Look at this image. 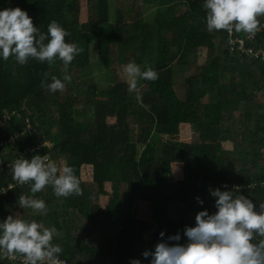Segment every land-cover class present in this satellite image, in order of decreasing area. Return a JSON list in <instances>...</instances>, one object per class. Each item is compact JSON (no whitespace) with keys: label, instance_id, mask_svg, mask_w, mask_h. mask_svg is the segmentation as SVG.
<instances>
[{"label":"trees","instance_id":"obj_1","mask_svg":"<svg viewBox=\"0 0 264 264\" xmlns=\"http://www.w3.org/2000/svg\"><path fill=\"white\" fill-rule=\"evenodd\" d=\"M136 2L0 0V10L21 8L44 34L56 20L70 33L65 41L81 49L67 68L72 79L64 93L41 87L44 73L47 83L53 76L63 79L65 68L59 59L49 65L30 58L21 65L15 57H0V121L10 116L0 125V143L20 135L0 148V190H6L0 194V222L15 214L54 226L62 235L53 243L62 248L60 257L69 264H130L133 259L149 264L144 251H154L158 242L177 243L168 240L177 233L179 243L185 244L184 229L195 226L196 214L216 212L209 189L233 190L257 206L264 203V63L233 54L227 31L207 30L205 0H141L142 6L155 8L153 19L142 15ZM131 12L135 17L128 21ZM258 19L264 23V15ZM233 33L235 38L247 35ZM200 34H205L201 46L208 51L204 65L195 63L192 55ZM253 44L264 50V30ZM93 45L98 65L110 71L111 82L103 90L95 81L80 83L82 72L92 67ZM172 47L178 49V61L169 58ZM116 58L121 66L134 61L142 71L147 64L158 79H141L137 92L130 90L118 69L112 82ZM178 79L184 82V99L177 93ZM82 88L85 95L80 99L76 92ZM224 121L226 129L221 127ZM28 125L33 128L30 134ZM182 125L191 129L192 142L181 139ZM225 142L233 144L232 150L225 149ZM24 153L27 159L49 156L59 166L57 158L70 154L68 167L82 194L57 197L49 185L34 197L45 201L46 215L21 208L18 197L32 195L31 182L19 184L6 165ZM175 165L182 170L178 179ZM83 166L93 168L91 183L82 179ZM140 203L147 205V220L137 217ZM173 204L179 206L177 219L170 217ZM0 264L14 263L0 251Z\"/></svg>","mask_w":264,"mask_h":264},{"label":"clouds","instance_id":"obj_2","mask_svg":"<svg viewBox=\"0 0 264 264\" xmlns=\"http://www.w3.org/2000/svg\"><path fill=\"white\" fill-rule=\"evenodd\" d=\"M206 27L209 32L227 31L254 34L260 30L259 16L264 15V0H205ZM70 35L56 20L47 26V34L35 27L28 13L19 7L0 10V57L5 61L15 57L24 65L30 58L41 63L63 62V79L51 78L48 73L41 87L55 93L64 91L71 83L67 68L81 51L75 43H68ZM47 41V43H45ZM123 76L129 81L130 90L138 92V80L155 81L158 73L149 65L144 70L134 61L123 66ZM137 100L142 104V97ZM143 106V105H142ZM13 179L24 185L31 182L32 195L21 194L18 204L46 215L48 207L35 194L52 186L57 197L81 195L80 182L71 167H60L46 155H34L31 159L20 157L10 164ZM215 199L216 212L200 211L195 216V226L184 229L187 237L180 244L177 233L169 236L168 242H158L154 251H144L142 256L149 264H264V203L257 205L245 195H234L233 190L209 189ZM203 205V200L196 197ZM62 234L53 226L45 227L35 220L26 221L19 216L9 215L0 222V251L15 258L24 257L25 264H64L60 259L62 248L53 243V238ZM164 232L160 233L161 239ZM130 264H141L133 259Z\"/></svg>","mask_w":264,"mask_h":264},{"label":"rangeland","instance_id":"obj_3","mask_svg":"<svg viewBox=\"0 0 264 264\" xmlns=\"http://www.w3.org/2000/svg\"><path fill=\"white\" fill-rule=\"evenodd\" d=\"M140 3H141V0H137L135 5L136 6L141 5ZM114 5H115L114 1L110 2V11L111 12L113 11ZM141 7H142L141 8L142 15H144L145 17L153 19L152 16H153L155 8H150L148 6H142V5H141ZM85 11H86V4H85L84 1H82V13H83V15L85 14ZM111 15H112L111 17H112V21H113L114 20V15H113V13ZM129 15L130 16L128 17V21H131L132 18L135 17V14H134V12H131ZM233 32H234V30H233ZM233 35H234V33H233ZM204 40H205V34H200V35H197V37L195 38V41H194V46L193 47L196 49V51L192 52V55L196 57L195 63H197L198 65H204L205 63H207V57H208L207 48L201 46V43ZM216 44L219 46V42L218 41H216ZM229 45H230V43H229ZM117 53H118V47H115L114 55H117ZM169 58L173 59L174 61H178L179 53H178V49L177 48H173L172 47V48L169 49ZM98 62H99V60H98L97 45H93L92 49H91V56H90V63L92 65V67H91V69L85 70V71L82 72V74L80 76V79H81L80 83H82L83 86H86L87 84H90V82L95 81L98 84L99 89L103 90L104 88H106V86L109 84V82H111L110 81V77L111 76H110V71L107 68H103L102 66H99ZM113 66H114L115 70H111V72H113V71H115V72L113 73L112 82H115L118 69H120L122 80H124L125 82L129 83V81L123 76V65L121 66L120 64H117V58L115 60V63H113ZM141 83H142V80L141 79L138 80L137 86H140ZM176 89H177L178 96L181 99H184L185 90H184V82H183L182 79H178L177 80ZM249 89H251L250 86H249ZM64 92L65 91H63V93ZM84 92L85 91L82 88V89L78 90L76 92V94L81 99L85 95ZM259 99L262 100L261 98H259ZM79 107L81 108V106H79ZM237 115H239V113ZM80 120L83 121L82 119H80ZM109 122L110 123H114L115 119L114 118H110ZM82 125L85 126L86 123H82ZM227 126H228V124L226 123V121L221 123V127L223 129H226ZM181 129H182L181 139L182 138L188 139V141L192 142L193 139H192V141L190 140L191 137H192L191 129L188 126H185V125H182ZM26 132H28L30 134L31 132H33V128H30V129L27 128ZM22 137H23V142L26 141L27 138H24V136H22ZM224 147H225L226 150H232L233 144L230 143V142H225L224 143ZM7 153H9V152L8 151L4 152L5 155ZM47 157L50 159L49 156H47ZM57 159L60 162V167L62 168L64 166H68V162L72 160V157H71L70 154L67 153V154L60 155ZM0 162L2 163L1 160H0ZM174 170H175L176 178L177 179L180 178L181 175H182L181 168H179V166L175 165ZM81 175H82V179H83L84 182H86V183L90 182L91 183L92 180H93V168L91 166H83L82 169H81ZM178 210H179V206L174 205V204L170 206V217L172 219H177L178 218ZM137 212H138L137 217L139 219L147 220L148 214H147V205L146 204L140 203L137 206ZM13 216H16V215L14 214Z\"/></svg>","mask_w":264,"mask_h":264},{"label":"built area","instance_id":"obj_4","mask_svg":"<svg viewBox=\"0 0 264 264\" xmlns=\"http://www.w3.org/2000/svg\"><path fill=\"white\" fill-rule=\"evenodd\" d=\"M263 30H264V23H262L260 25V30L258 32L254 33V34H249L248 33L245 38H235L234 35H233V32H231V33L228 32V35L230 37V41H229V43H230V45H229L230 51L233 54L236 53V52H239L242 55H244L245 57H248L250 59H255V60H258V61H261V62L264 63V50L256 48L254 46V44H253V42H254V40L256 38V35L258 33L262 32ZM8 118H10V116L8 114H6L4 116V118L0 121V125L3 126L5 124V122H7ZM28 128L30 129L32 127L30 125H28ZM18 137H19V134L15 135V136H12L8 140L3 141L2 143H0V148L2 146H7L9 144L14 143L18 139ZM43 145H46V143H44ZM40 147H41V145L35 147L32 150V152H35L36 150H39ZM25 154L26 153L19 155L16 159H18L20 157H24ZM12 163H10V164H12ZM10 164L6 165V167L9 168V169H10ZM2 165H3V162L2 163L0 162V170H2V168H3ZM3 192H6V190L4 188L2 190H0V194L3 193ZM257 210L259 211L258 206H257ZM3 253H4V256L7 258V260L13 262L14 264H25V260H24V257L22 255L16 254L15 258H12L11 256H8L5 252H3ZM60 259L64 262V264H69L66 259H64L62 257H60Z\"/></svg>","mask_w":264,"mask_h":264}]
</instances>
